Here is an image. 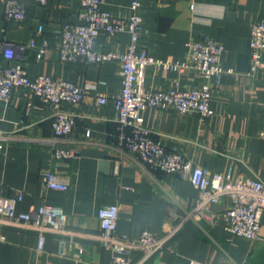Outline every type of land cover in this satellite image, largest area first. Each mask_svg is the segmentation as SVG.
<instances>
[{
    "label": "crops",
    "instance_id": "crops-1",
    "mask_svg": "<svg viewBox=\"0 0 264 264\" xmlns=\"http://www.w3.org/2000/svg\"><path fill=\"white\" fill-rule=\"evenodd\" d=\"M131 0H105L102 8L112 16L129 18ZM81 0H51L43 7L28 2L23 21H7L0 0V65L20 62L35 79L44 74L93 89L78 105L64 103L74 115L72 132L57 137L52 127L53 108L31 89L16 88L10 100L0 99V130L8 138L0 149V197L23 193L17 211L34 212L43 203L60 206L67 214L66 233L47 232L45 247L38 250L35 229L11 224L0 215V264H112L111 252L99 240V210L116 204L118 232L137 238L144 230L158 235L173 228L178 217L199 196L189 180L176 173L153 168L134 153L118 147L120 124L113 97L123 88L121 64L64 62L58 42L66 22H79ZM143 28L137 50L171 61L187 58V42L209 36L224 45L221 64L226 70L215 87L213 114H180L148 107L141 112L152 137L169 151L182 152L209 174L234 177L255 175L264 181V69L251 73L252 26L264 21V0H141ZM49 41L44 56L38 47ZM25 44L14 60L3 55V42ZM128 32H101L97 51L127 50ZM204 78L197 70L146 66L140 70L138 87L143 92L178 87L199 88ZM108 95L99 104L96 93ZM59 148L75 152L74 158L57 159ZM51 170L68 183L66 190L47 188L40 176ZM230 201L213 205L214 223L187 221L167 246L143 264H264V213L260 238L231 237L225 230L224 211ZM142 252L131 256L137 264Z\"/></svg>",
    "mask_w": 264,
    "mask_h": 264
},
{
    "label": "built area",
    "instance_id": "built-area-1",
    "mask_svg": "<svg viewBox=\"0 0 264 264\" xmlns=\"http://www.w3.org/2000/svg\"><path fill=\"white\" fill-rule=\"evenodd\" d=\"M31 0H3L4 16L7 21H23ZM45 7L51 0H32ZM105 0H81L78 13L79 22H66L58 42L60 59L64 62H83L99 64L118 61L121 64L123 88L119 96L113 97L117 109V121L120 124L118 147L137 154L143 162L167 173H176L189 180L199 192L198 199L191 208L178 217V223L158 235L144 230L139 237L131 238L118 232L119 209L116 204L104 205L98 216L101 230L98 235L101 244L111 252L112 264H131V256L142 252L137 264H143L154 254L163 250L170 240L181 230L184 224L193 220H208L214 223L217 213L213 205L230 201L224 216L225 230L231 237L257 240L260 238L261 217L264 213V181L255 175L234 177L227 173L209 174L204 167L194 165L182 152H173L152 137L153 131L143 124L142 110L156 107L161 110H174L180 114L198 113L203 116L213 114L211 106L213 92L221 82L226 71L222 64L224 45L209 36L187 42V58L183 61H171L150 56L137 50L143 28L141 0H131L129 18L112 16L102 8ZM101 32L115 35L121 32L130 34L127 50L124 52L97 51L95 44ZM3 55L8 60L16 59L18 52H23L27 45L38 47L37 57L41 59L49 45L44 39L38 46L35 39L25 44L3 42ZM251 73L264 69V21L252 26ZM146 66L183 71L197 70L204 78L199 88L181 90L178 87L143 92L138 87L140 70ZM31 89L54 110L52 127L57 137L69 135L75 125L74 115L63 109L64 103L78 105L93 89L90 85L80 86L74 82L39 74L35 79L20 63L9 66L0 65V99L10 100L16 88ZM99 104L108 101V95L96 93ZM264 138V130L260 132ZM8 136L0 130V149ZM75 152L59 148L55 152L57 159L74 158ZM47 188L66 190L68 183L51 170H43L40 176ZM23 200V193L8 199L0 197V215L11 224L35 229L38 233V250L45 247L47 232L66 233L67 214L60 206L43 203L34 212L17 211L18 202ZM5 239L0 230V243ZM220 264H237L231 259H224Z\"/></svg>",
    "mask_w": 264,
    "mask_h": 264
}]
</instances>
